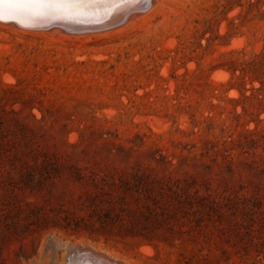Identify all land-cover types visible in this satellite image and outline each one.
<instances>
[{
	"label": "rangeland",
	"instance_id": "obj_1",
	"mask_svg": "<svg viewBox=\"0 0 264 264\" xmlns=\"http://www.w3.org/2000/svg\"><path fill=\"white\" fill-rule=\"evenodd\" d=\"M164 1L86 33L0 24V264L63 263L52 237L264 264V0Z\"/></svg>",
	"mask_w": 264,
	"mask_h": 264
},
{
	"label": "bare ground",
	"instance_id": "obj_2",
	"mask_svg": "<svg viewBox=\"0 0 264 264\" xmlns=\"http://www.w3.org/2000/svg\"><path fill=\"white\" fill-rule=\"evenodd\" d=\"M137 1L138 0H48V6L42 9L33 8L28 10L16 11L9 10L7 7H4L3 9H0V24H5V21L12 20L14 23H10L8 25L23 30L45 31L51 29L50 31H55L62 34L64 32L68 34L92 32L99 30L100 25H98L99 27L97 26L98 28H95L93 30H87V28L101 21L107 20L108 18L110 19V17L112 16L120 15L126 8L132 6ZM154 2L156 3L154 4ZM164 2L166 1L150 0V10L153 6L155 7L156 5H164ZM144 9L145 8H143L141 11L131 12L128 15L126 21L128 22V20H132L137 17L138 13L142 12ZM26 25H37L39 27L45 26V28H29L26 27ZM67 28H71V30H65ZM218 74L219 73H217V75ZM225 77L226 74H224L222 78ZM49 243L54 246L62 245L61 247H64V249H66V253L64 254L67 255L66 258L63 257L64 262L62 261L63 263H57L58 261L56 260V264H79V261H82V259H78V261L75 262L74 260H70V256L74 248H81L83 246H87L88 249H91L96 256L95 259L97 258L100 261H117L121 262L122 264H132L128 260L113 257V255L107 251L103 252L102 249L99 250L100 247L98 249H95L92 245H89L87 243H70L68 241L61 242L60 240L53 239V237L50 239ZM144 250H146V248H144ZM52 264L55 263L52 262Z\"/></svg>",
	"mask_w": 264,
	"mask_h": 264
},
{
	"label": "water",
	"instance_id": "obj_3",
	"mask_svg": "<svg viewBox=\"0 0 264 264\" xmlns=\"http://www.w3.org/2000/svg\"><path fill=\"white\" fill-rule=\"evenodd\" d=\"M149 4H150V0H138L132 6L126 8L124 10V12H122L120 15L112 16V17H110V19L108 18L107 20L101 21V22H99L93 26L88 27L87 30H93L95 28H98L99 27L98 25H100L99 30H102L104 28H110V27L122 24L123 22L126 21L128 15L131 12L141 11L143 8H146L147 6H149ZM5 23L10 24V23H14V22L12 20H7V21H5ZM51 26H56V25H51ZM51 26H49V27H51ZM26 27L38 28V29L39 28H45V26L39 27L37 25H26ZM49 27H46V28H49ZM65 30L70 31L71 28H69V29L67 28ZM83 30H86V29H83ZM95 257L96 256L91 249H88L87 246H83L81 248L79 247V248L73 249L72 254L70 256V260H74L76 262V261H78V259H82V261H79V264H122L121 262H117V261H112V262L111 261H100L97 258L95 259Z\"/></svg>",
	"mask_w": 264,
	"mask_h": 264
},
{
	"label": "trees",
	"instance_id": "obj_4",
	"mask_svg": "<svg viewBox=\"0 0 264 264\" xmlns=\"http://www.w3.org/2000/svg\"><path fill=\"white\" fill-rule=\"evenodd\" d=\"M248 63L249 62L243 63V64L246 65ZM244 68H245L244 66L240 67V71L243 72V73L245 72ZM96 221L99 223V228H101V230L108 231V230H110V224H112L113 220H111V218L108 219L105 216H103V217L102 216H97L96 217ZM79 224H80L79 222H73V226H74L73 229H77V228L83 227V226L87 227L86 224H83L81 226ZM140 236H143L151 244H153L152 242H153L154 237L157 240L162 239L161 238L162 236H159L158 233H154V235L151 236L150 234H147V233L143 232V233L140 234ZM261 253H263V252H261V250H255V254L253 255V259H255V260H264V256ZM192 261L193 260H185V261L178 262V263L179 264H208L210 262V259H208L207 257H204L202 259L196 260L195 262H192ZM241 264H245V263H241Z\"/></svg>",
	"mask_w": 264,
	"mask_h": 264
},
{
	"label": "snow or ice",
	"instance_id": "obj_5",
	"mask_svg": "<svg viewBox=\"0 0 264 264\" xmlns=\"http://www.w3.org/2000/svg\"><path fill=\"white\" fill-rule=\"evenodd\" d=\"M48 6V0H0V9L7 7L9 10L42 9Z\"/></svg>",
	"mask_w": 264,
	"mask_h": 264
}]
</instances>
